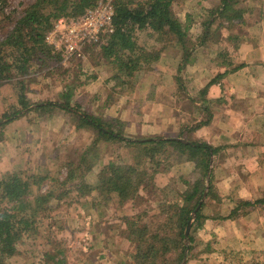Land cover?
I'll return each mask as SVG.
<instances>
[{
    "label": "rangeland",
    "instance_id": "1",
    "mask_svg": "<svg viewBox=\"0 0 264 264\" xmlns=\"http://www.w3.org/2000/svg\"><path fill=\"white\" fill-rule=\"evenodd\" d=\"M33 1L8 0V10H20ZM123 1L135 4L145 0ZM221 1L209 0L202 6L204 0H173L171 10L188 27L187 37L192 39L189 45L196 44L202 36L204 44L183 53L174 39L137 31L135 43L145 56L137 71L130 77L121 75L118 82L113 80L119 74L116 65L101 56L98 46L86 50L84 59L69 62L52 51L59 60L44 57L33 61L25 77L12 71L10 81L0 84V118L20 109L18 82L23 80L24 96L31 105L51 101L78 107L80 112L100 120L127 140L162 138L191 142L189 136H183L182 129L180 134L177 130L182 125L194 128L200 122H208L210 109L217 101L211 99L210 95L216 93H209V89L201 94L208 76L214 78L221 71L244 66L246 59L224 56L233 54L232 49L240 43L234 37L242 34L243 29L240 19L228 23L217 16L215 10ZM251 3L237 0L234 9L242 11V19L247 16L253 22L252 15L258 17L259 11L248 15L247 6ZM207 20L211 24L206 30ZM9 53L5 51L6 55ZM6 59L12 60L11 56ZM3 127L0 178L18 173L27 179L31 189L27 199L34 205L35 197L50 194L47 203L34 210L31 225L16 245V254L5 264H57L63 259L67 264H134L135 249L126 239L125 222L137 217L139 225L147 228L148 236L173 238L180 207L174 204L181 202L183 194L201 179L193 162L167 149L156 155L160 162L157 168L150 159H143V164L145 160L148 163L143 165L147 175L141 174L146 187L139 189L134 202L119 205L113 195L96 189H77L85 184L95 187L99 174L103 170L108 172L109 166H135L139 155L135 148L100 138L96 130L80 127L74 115L59 108L43 113L22 112ZM217 156L211 157L209 165L211 195L208 197V187L199 221L195 222L191 213L188 236L192 240L183 239V245L189 249L180 264H264V203H259L264 195L255 201L234 199L230 185L220 182L223 174L216 169ZM235 172L232 179L237 177L232 184L239 181V174L245 170ZM248 174L243 176L250 178L251 172ZM39 178H43L42 183H36ZM209 179L208 175L204 180L205 190ZM242 202L252 206L246 207ZM133 238L137 245L136 236ZM165 258L167 262L159 260L154 264H176L173 251Z\"/></svg>",
    "mask_w": 264,
    "mask_h": 264
},
{
    "label": "trees",
    "instance_id": "2",
    "mask_svg": "<svg viewBox=\"0 0 264 264\" xmlns=\"http://www.w3.org/2000/svg\"><path fill=\"white\" fill-rule=\"evenodd\" d=\"M99 0H34L22 9L13 8L8 10V0H0V84L10 81L11 72H16L18 77H25L29 66L33 61L42 58H57L59 56L52 53L51 47L45 44V36L53 28L56 20L60 18H80L87 8L94 7ZM237 0H222L220 7L215 10L217 16L223 22H231L234 19H240L242 22L241 10L234 9ZM173 0H145L131 4L123 0H114V15L112 18L113 33L98 45L101 56L104 59L112 61L116 65L117 72L113 77L116 82L122 75L130 77L138 70V63L143 60L144 52L135 43V33L138 31H147L148 35L156 34L158 38L174 39L177 46L183 53L194 49L204 43V36L198 37L196 44L190 46L191 38L187 37L188 27H184L174 16L171 5ZM213 13V12H212ZM211 13V14H212ZM205 23V29L211 24L208 20ZM2 37V38H1ZM173 40V41H174ZM190 47H189V46ZM9 51V54H5ZM9 56L12 60L6 61ZM243 65L236 66L232 71L241 68ZM221 67H225L222 66ZM228 71H221L212 78L205 86L201 94L207 92L209 87L221 81ZM122 73V74H121ZM18 94L19 110H15L12 115L4 113L0 118V129L10 123L22 112L35 111L37 113L51 112L59 108L74 115L80 127H89L97 131L100 138L105 140H114L124 145L135 148L138 155V162L135 166H109L108 172L103 170L99 174L95 187L83 185L78 188V192L91 191L96 189L104 195H113L117 198L116 202L121 205L126 202H134L138 197V191L143 189L144 171L143 165H147V160L157 168L160 164L156 160V155L164 153L167 149H173L193 162L195 171L200 174V181L196 182L192 189L183 194V200L178 204L176 221V234L171 237H160L157 234L148 236L147 228L139 225V218L130 223L125 222L126 239L134 245V264H154L159 260L167 262L166 254L174 252L177 255L176 264L185 257V251L189 247L183 245L184 232L191 213L197 208L205 188L204 180L209 175L208 197L212 189V173L209 171L211 157L217 155L221 148H213L209 144L200 141L181 142L176 139H125L120 133L113 132L110 126L103 124L100 120L80 112L78 107L71 108L67 103L59 104L56 102L29 104L24 96L25 88L21 80ZM64 96V95H63ZM69 98V94L65 95ZM65 98V97H64ZM65 98V99H66ZM207 123V122H205ZM200 122L197 127L205 124ZM143 159L145 160L143 164ZM78 166L75 168L77 169ZM153 174L157 170H153ZM141 174H144L141 176ZM73 177V175H72ZM150 182L153 177L148 179ZM43 178H39L36 183H42ZM143 186V187H142ZM204 189V190H203ZM31 189L27 179H23L18 173H9L0 178V264H5L6 260L12 258L17 250L16 245L21 238L23 231L31 225L30 218L34 210L42 208L46 204L50 194L35 197V205L28 202ZM244 206L250 207L252 203L242 202ZM259 203H264L260 200ZM3 204L5 206H3ZM201 205L195 214V222L201 219ZM30 212V215L28 214ZM235 213L232 211L231 217ZM141 219V217H140ZM138 242L137 245L134 243ZM191 239V236H188ZM132 245V246H133ZM57 264H67L66 261L58 260Z\"/></svg>",
    "mask_w": 264,
    "mask_h": 264
},
{
    "label": "crops",
    "instance_id": "3",
    "mask_svg": "<svg viewBox=\"0 0 264 264\" xmlns=\"http://www.w3.org/2000/svg\"><path fill=\"white\" fill-rule=\"evenodd\" d=\"M251 1L247 14L258 9L259 16L252 15L253 22L243 17L240 23L243 32L234 37L240 43L232 49L233 54H224L246 57L244 66L234 71L230 68L220 82L209 87V93H216L210 95L211 99L217 101L210 109L207 123L194 128L186 124L177 130L180 134L182 129L183 136L192 141L221 148L216 164L218 173L223 174L220 182L230 185L228 189L234 199L243 201L259 200L264 195V0ZM208 77L209 83L212 76ZM235 170L245 172L232 184L237 177L232 179Z\"/></svg>",
    "mask_w": 264,
    "mask_h": 264
},
{
    "label": "built area",
    "instance_id": "4",
    "mask_svg": "<svg viewBox=\"0 0 264 264\" xmlns=\"http://www.w3.org/2000/svg\"><path fill=\"white\" fill-rule=\"evenodd\" d=\"M114 0H99L77 19L60 18L45 36V44L62 61L84 59L86 50L100 45L113 33Z\"/></svg>",
    "mask_w": 264,
    "mask_h": 264
},
{
    "label": "water",
    "instance_id": "5",
    "mask_svg": "<svg viewBox=\"0 0 264 264\" xmlns=\"http://www.w3.org/2000/svg\"><path fill=\"white\" fill-rule=\"evenodd\" d=\"M177 140H178V141H181V142H185V141H183V140H181V139H177ZM211 162H212V160L210 161V164H211ZM207 190H208V186L206 187V190L204 191L203 196H202V198H201V200H200V202H199L197 208L193 211V214H194V215H195L196 212L199 210V208L201 207L203 201L205 200L206 195H207ZM191 221H192V220L190 219V220L188 221V223H187V226H186V229H185V232H184V237H185V238H188V234H189V231H190V228H191Z\"/></svg>",
    "mask_w": 264,
    "mask_h": 264
}]
</instances>
